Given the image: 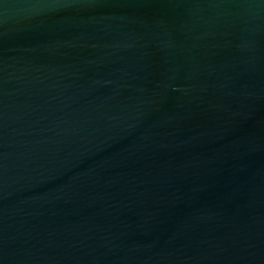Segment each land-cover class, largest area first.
Masks as SVG:
<instances>
[{"label": "water", "instance_id": "water-1", "mask_svg": "<svg viewBox=\"0 0 264 264\" xmlns=\"http://www.w3.org/2000/svg\"><path fill=\"white\" fill-rule=\"evenodd\" d=\"M0 264H264V0H0Z\"/></svg>", "mask_w": 264, "mask_h": 264}]
</instances>
